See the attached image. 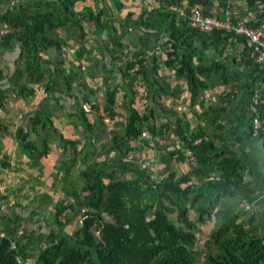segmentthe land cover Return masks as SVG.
Wrapping results in <instances>:
<instances>
[{"label": "trees", "instance_id": "16d2710c", "mask_svg": "<svg viewBox=\"0 0 264 264\" xmlns=\"http://www.w3.org/2000/svg\"><path fill=\"white\" fill-rule=\"evenodd\" d=\"M83 1L0 0V7H7L4 13L0 12V27L13 29L0 42V54L13 50L17 44L20 51L12 74L4 75L0 69V108H4L9 95L28 101L36 95V87L44 89L48 96L46 105L29 114V130H18L16 138L30 157L32 165L39 169L40 176L44 169L41 159L51 153V143L55 142L65 154L70 155L64 167L58 165V172L63 171L65 179L70 180L65 199L54 206L53 223L57 226L58 234L53 231L50 236H46L44 241L47 244L33 257L34 244L30 238L26 242H15L16 248L11 249L10 238L18 228L13 223L15 227L9 230L10 238L0 240V264H20L17 258L31 264H264V220L258 213L224 200L219 193L225 183H243L244 174L239 159L218 148L203 133L199 134L204 137L203 141L194 144L198 137L189 138L186 133L189 125L184 124L180 125L178 135L192 151L196 161L191 170L182 175L169 172L166 177L157 179L143 166L140 150L151 141L157 143L160 138L157 137V127L148 123V112L141 114L137 107L142 98L140 85H146L149 100L169 95L162 80L151 74V61L145 57L149 51L150 38L141 39L142 47L135 43V52L128 49L126 43L134 28L168 36L173 51L166 64L175 67L178 78L186 80L191 102L195 104L200 95L207 91V79L212 76V72L209 69L203 72V68L192 61L194 54L185 53L186 48L193 47L186 44L187 37L209 35L212 45L218 47L220 44L227 45L238 36L223 31L206 34L192 30L186 19L170 10L171 5L181 7L183 0H163L160 8L142 13L136 21L132 20V13L121 29L106 23V12L103 10L95 11L89 7L75 9L76 3ZM187 1L188 14L196 6L210 4V0ZM246 1L250 8L263 4L264 10V0ZM10 2H13L12 6ZM84 21L94 26L92 35L95 47L89 51L84 47L88 36ZM58 29L64 32L65 39L62 41L60 33L55 31ZM103 35L110 44L99 41ZM74 38L80 42L79 50L87 51V54L96 50L102 54L99 59L92 58L88 67L91 71L98 66L105 73L101 76L104 89L102 106L95 102L96 92L87 90L83 83L79 87L85 95L81 100L76 99L74 83L84 79L80 63H72L71 68L67 69L64 61L56 57H44L49 51H62L67 46L65 42ZM239 40L246 46L245 63L252 74L250 83L263 84L264 65L256 63L247 39L242 37ZM225 49H222L221 54ZM107 54L112 56L111 65H116L113 69L107 67ZM172 56L177 60H172ZM76 58L78 61V55ZM176 62L178 65H175ZM137 66H140L139 71L133 73L132 70ZM154 68L157 72L159 66L156 64ZM219 68L226 72L225 66L218 65ZM116 72L122 74L124 80L121 85L124 92L121 107L128 113V121L123 132H114L109 153L129 150L133 152L134 158L133 163H126L125 157L130 154L122 153L119 165L110 168L107 166L109 153L105 154L107 159L104 161L97 160L93 133L97 126H103L105 119L121 116L118 111L120 91L113 89ZM201 77L205 80H201ZM169 94V97H178L180 93ZM230 94L228 98L232 97ZM62 97L74 100V123L85 134L80 150H77V140L66 139L55 126L54 117L60 110ZM254 107L252 131L256 117L264 127V101H259ZM87 114L95 116L94 124L88 121ZM145 127H148L152 140L149 142L147 139L143 146L133 145V141L141 140ZM6 130L0 120V131ZM160 133L163 134L162 129ZM259 136L264 138L263 134ZM175 153L168 152L167 158L170 160L171 154ZM77 164L72 175V168ZM213 168H216L217 176L209 175ZM192 176H195L197 183L196 180L192 181ZM192 212L195 218H192ZM173 214L177 215L176 222L170 218ZM105 215L111 220H106ZM75 223L79 225L78 228L67 232L66 229ZM208 223L212 225L203 246V256L199 257L193 252L195 236ZM95 225L99 227L98 238L92 233Z\"/></svg>", "mask_w": 264, "mask_h": 264}, {"label": "crops", "instance_id": "0c3cea01", "mask_svg": "<svg viewBox=\"0 0 264 264\" xmlns=\"http://www.w3.org/2000/svg\"><path fill=\"white\" fill-rule=\"evenodd\" d=\"M16 1L25 2L27 0ZM162 2L163 0H84L76 3L75 9L89 7L95 11L103 10L106 12L104 18L106 23L121 29L123 22L130 14H134L132 20L136 21L142 13L160 8ZM209 2L210 4L194 7L192 11L198 9L206 15L216 16L222 21L264 28L263 4L250 8L246 0H210ZM181 7L187 12L188 1L183 0ZM84 22V30L88 34L84 47L89 51L95 47L92 35L94 26L89 21ZM60 37L61 41L65 39L64 32L60 34ZM147 37L150 38V45L145 57L151 61V74L162 80L168 89L169 96H171L169 93L180 94L178 97L161 95L155 100H149L146 85H140L142 98L137 107L141 114L148 112V123L157 127V137L160 138L157 143L150 142L152 139L144 136L150 135L148 127H145L141 140L133 141L135 146L140 144L143 146L148 140L150 142L140 150L143 166L147 167L157 179L166 177L169 172H176L178 175L188 173L196 161L192 151L178 135L181 130L180 125L188 124L189 129L186 130V133L188 132L189 138L202 137L199 134L203 133L206 139L211 140L218 148L224 149L242 163L243 183L240 185L225 183L219 191L223 199L238 203L239 207L246 200L251 204L249 210L258 213L264 220V141L261 136L254 134L251 128L254 105L259 101H264V83L261 85L250 83L252 74L245 63L246 46L239 40L242 37H234L227 45L220 44L218 47H214L209 35L195 36L194 38L184 36L187 37L186 44L193 46L192 48L184 47L186 48L185 53L194 54L192 61L195 65L203 68V72L206 69L212 72V76L207 79L209 84L207 91L200 95L201 97L195 104L191 102V95L184 90V86L188 85L186 80L178 78L175 67L171 68L166 64L170 60L169 54L173 51L168 36L134 28L131 29L126 40L128 49L135 52L134 44H140L142 47L141 39ZM99 41L106 43V36L103 35ZM65 43L67 46L58 53V56L63 59L66 68L70 69L72 63L75 65L80 63L84 71L83 81L77 80L74 83L73 93L76 99L81 100L85 95V92L79 87L83 83L87 90L96 92L95 102L98 106H102L104 104V89L101 86V76L105 73L98 66L91 71L88 70L92 58L99 59L102 54L96 50H93L92 54L79 50L80 42L76 38ZM107 44L110 42L107 41ZM224 47L226 49L221 54ZM18 52L20 51L16 45L13 50L0 54V62L2 61L4 68L8 71L7 74L14 72ZM56 54V51L53 50L44 57L46 59L53 58ZM77 55L78 61H76ZM172 60L177 59L172 56ZM105 62L110 69L116 67V65H111L112 56L109 54L106 55ZM156 64L159 66L157 72L154 68ZM175 65H178L177 62ZM218 65L225 66L226 72L223 68L218 70ZM0 69L3 70L1 67ZM92 74L93 76H91ZM114 75L116 80L113 83V89L120 91L118 111L121 116L112 120L105 119L103 126H97L94 130L95 145L96 142H102L99 143L102 146L107 145L105 148H100L102 156L109 153L110 140L114 136V132H123L124 125L128 121V113L121 107L124 101L121 85L124 80L122 74L116 72ZM201 80H205V78L201 77ZM36 89L37 98L42 100L40 103L44 102L48 98L44 89L41 87H36ZM229 94L232 95L231 98H228ZM12 98L15 99L14 96ZM38 105L40 104H36L34 107L32 102L26 104L22 99L14 100L10 117L6 115L9 113V106L12 107V100H7L4 108H0V120L7 128L6 131H0V229L9 234L10 228L15 227L13 223H16L17 231L13 235L10 234L12 240L26 242L30 238L34 245L37 241L44 242L45 237L50 236L53 231L58 234L57 226L53 223L54 217L49 216L48 211H51L53 216L55 204L64 197L65 190L70 187V180L65 179L63 171L58 172V165L62 164L64 167L70 157L69 154H65L63 149L62 152L56 149L52 150L47 157L41 159L44 169L43 175L40 176L39 169L32 165L30 157L22 150V144L16 138L18 130L24 129L26 132L29 130V114L36 110ZM73 105L74 100H71L70 97H62L58 112L59 115H64L62 129L56 124L55 126L66 139L73 140L75 138L72 137L73 135L83 136L82 139H84L83 129L74 123ZM87 118L91 124H94L95 116L93 114H87ZM161 129L163 134L160 133ZM202 138L204 139V137ZM33 139L36 140V137ZM83 143L84 140L81 145L77 146V150H80ZM173 151L177 153L171 154L172 157L169 160L167 158L169 156L166 154ZM68 152L71 150L68 149ZM122 153L130 154L125 157L124 162L133 163V152L120 150L109 153L107 166L110 168L118 166ZM180 157L181 159H179ZM105 159L107 158L101 160L99 156L97 157L98 161ZM77 167L78 164L72 168V175ZM209 175L217 176L216 168H213ZM194 180L196 178L192 176V181ZM48 218H52V222ZM211 225L208 224V227L210 228Z\"/></svg>", "mask_w": 264, "mask_h": 264}, {"label": "built area", "instance_id": "2783aa9c", "mask_svg": "<svg viewBox=\"0 0 264 264\" xmlns=\"http://www.w3.org/2000/svg\"><path fill=\"white\" fill-rule=\"evenodd\" d=\"M170 10L173 12H177L179 16L183 19H186L189 23V27L192 30L200 31L202 33H211L213 31H223L227 34H232L234 36H241L246 38L249 46L253 49V55L255 57L256 63L264 65V28H255L250 27L246 24L242 23H233L231 21H222L216 16L206 15L202 13V11L195 9L191 13H187L180 6L171 5ZM140 66L133 69L132 72L135 73L139 71ZM184 90L188 92V86H184ZM253 133L254 134H263L264 135V127L262 126V122L258 117L254 118L253 123ZM144 136L150 137V135L146 134ZM264 141V138L261 137ZM158 139V138H157ZM203 141L202 137H198L195 139L194 144H199ZM191 153V152H190ZM242 208L249 210L251 208V204L246 200L243 202ZM10 238V235L0 229V240ZM11 239L10 246L11 249L16 248V243ZM17 262L20 264H31L30 262L23 263L20 259L17 258Z\"/></svg>", "mask_w": 264, "mask_h": 264}, {"label": "rangeland", "instance_id": "374dc122", "mask_svg": "<svg viewBox=\"0 0 264 264\" xmlns=\"http://www.w3.org/2000/svg\"><path fill=\"white\" fill-rule=\"evenodd\" d=\"M11 4H9L10 6H12V4H13V2H10ZM9 6V7H10ZM8 7V8H9ZM7 10V7H0V12L1 13H4L5 11ZM2 29H4V30H2ZM57 33H60L61 34V31H62V29H58V30H55ZM13 32V29H7L5 26L4 27H0V42L1 41H3L4 40V37L6 36L7 37V35H9V34H11ZM3 39V40H2ZM18 45V44H17ZM57 54H56V58L57 59H59L60 61H63V59L60 57V56H58V53L59 52H56ZM55 57H53V58H55ZM16 66V65H15ZM0 67L1 68H3V71H4V75H7V73H8V71L4 68V66H3V63H2V61L0 62ZM23 82H24V80H23ZM7 87V86H6ZM38 97V94H37V92H36V95L33 97V98H31V99H28V101H25L26 102V104H29V103H33L34 104V107H36V104H40V105H38V107H37V109H39V108H42L44 105H46V103H45V101H47V99L46 100H44V102H42V103H40L41 101H40V99L39 98H37ZM8 100H12V107H10L9 106V108H8V110H9V113H8V115H6L7 117H10L11 115H12V109H13V101L14 100H21V99H13L12 98V95H9V97H8ZM37 100H38V102H37ZM22 102V101H21ZM36 103V104H35ZM63 116L64 115H62V114H58V113H55V117H54V121H56L57 123H55L57 126H59V128L60 129H62V119H63ZM72 137H75L73 140H76L77 139V141H78V143H77V146L80 144L81 145V143L83 142V140L84 139H82V137L83 136H75V135H73ZM70 140H72V139H70ZM99 143H102V142H96V147H97V155L100 157V159L102 160V159H104L105 158V156L103 155L102 156V152L100 151V148L102 147V148H105V147H107V145H104V146H102V145H99ZM94 144H95V142H94ZM51 149L52 150H54V149H56V150H58V151H61L62 152V148H60L55 142H53V143H51ZM100 152V153H99ZM97 156V157H98ZM102 156V157H101ZM65 194V193H64ZM65 199V195H64V197H62V199H59V201L58 202H60L61 200H64ZM69 201H70V199H69ZM49 212V216H51V217H54V213H53V216H52V214H51V211H48ZM55 212V211H54ZM191 216H192V218H195V214L192 212V214H191ZM105 218H106V220H111V218L109 217V216H106L105 215ZM170 218H171V220H173L174 222H176V220H177V215L176 214H173V215H170ZM49 220H50V222H52V218H48ZM209 225H211V223H208ZM208 224H207V226H203V227H201V230H200V232H197L196 233V236H195V247H194V249H193V252L194 253H196L199 257H201V256H203V252H204V243L206 242V238H207V234H208V229H209V227H208ZM176 225H178L177 223H176ZM73 227H69V228H67L66 229V231L67 232H73L76 228H78V224L77 223H75L74 225H72ZM1 228H2V226H1ZM98 231H99V227H98V225H95L93 228H92V233H93V235H94V237L95 238H98V236H99V233H98ZM47 243L44 241V242H41V241H37V242H35V245H33V249H32V252H33V257H36L37 255H38V253H39V251L41 250V248L42 247H44L45 245H46Z\"/></svg>", "mask_w": 264, "mask_h": 264}, {"label": "bare ground", "instance_id": "6f19581e", "mask_svg": "<svg viewBox=\"0 0 264 264\" xmlns=\"http://www.w3.org/2000/svg\"><path fill=\"white\" fill-rule=\"evenodd\" d=\"M188 86V85H187ZM188 89H189V87H188ZM188 93V92H187Z\"/></svg>", "mask_w": 264, "mask_h": 264}]
</instances>
